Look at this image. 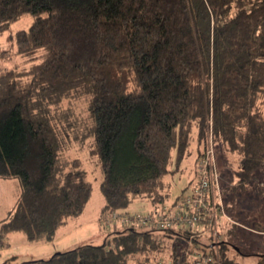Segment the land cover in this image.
Here are the masks:
<instances>
[{"label": "trees", "instance_id": "obj_1", "mask_svg": "<svg viewBox=\"0 0 264 264\" xmlns=\"http://www.w3.org/2000/svg\"><path fill=\"white\" fill-rule=\"evenodd\" d=\"M27 14L31 23L11 40L30 65L0 71V178L20 185L0 220V248L14 232L48 242L86 206L91 185L80 160L60 168L62 119L52 114L85 96L102 174L100 215L130 218L102 222L111 231L101 244L22 264H161L155 256L165 241L169 264H195L196 252L211 253L212 264H239L224 240L198 238L213 232L205 221L204 233H192L135 217L165 214L176 202L166 177L185 172L195 139L199 176L210 130L215 144L239 154L235 188L264 163V0H0V33ZM137 199L147 212L128 209Z\"/></svg>", "mask_w": 264, "mask_h": 264}, {"label": "rangeland", "instance_id": "obj_2", "mask_svg": "<svg viewBox=\"0 0 264 264\" xmlns=\"http://www.w3.org/2000/svg\"><path fill=\"white\" fill-rule=\"evenodd\" d=\"M31 21L32 16L27 14L10 23L8 28L0 33V71L7 68L18 70L29 67L30 62L28 63L25 56L17 53L11 36L16 30L27 29ZM87 98L77 96L60 102L52 109V114L62 119L58 123L60 138H62L61 150L58 154L59 166L63 171H67L73 159L80 160L79 168L85 171V181L91 185V196L86 206L78 216L70 218L67 223L61 225L57 236L48 242L32 243L23 241L20 233L8 234L6 236L8 245L0 248V264H22L26 261L46 260L52 254L68 251L83 244L98 245L104 242L106 235L111 231L102 225L104 215H100L104 203V195L100 191L102 174L99 161L93 153L92 126ZM196 142L195 139L191 152L186 154L181 163L184 170L186 169L185 173L181 176L175 173L172 177L171 175L166 177L170 184L171 200L190 193L191 186L199 179L197 166L194 163L197 158ZM204 143L206 145V139ZM214 145V162L219 177L217 193L225 203V209L231 214L236 226L233 225L234 227L227 230L229 223L222 221L218 226V230L223 229L221 235L212 239V233L206 231L198 238L205 243L224 240L228 244L226 252L234 256L239 264H256L257 257L264 253V163L251 174L252 177L244 184V189H237L235 185L239 178L237 176L239 154L230 152L222 143L217 142ZM128 209L144 213L149 210V205H146L144 199H137ZM164 243L167 246H164L165 248L155 258H158L161 264H169L171 242ZM181 249L178 248V250Z\"/></svg>", "mask_w": 264, "mask_h": 264}, {"label": "built area", "instance_id": "obj_3", "mask_svg": "<svg viewBox=\"0 0 264 264\" xmlns=\"http://www.w3.org/2000/svg\"><path fill=\"white\" fill-rule=\"evenodd\" d=\"M214 147L213 135L210 130L206 138V147L203 151V156L198 162L199 179L197 183L191 186V192L182 194L171 205L163 206L165 214H153L148 217L137 214L135 217L136 223H152L159 229L172 227L173 224H184L186 229L192 233H195L196 230L204 233L201 228L202 224L200 223H202L201 221H205L213 228L212 233L215 237H217L218 224L220 222L223 221L227 224L234 223L235 221L232 220V217L225 210L223 200L219 198L220 195L217 193L219 177L214 162ZM210 199H213L211 205L209 204ZM129 218V215H121L115 211L106 214L102 222L103 224H109L117 220L126 223ZM193 257L195 264H212L215 261V257L209 252L205 254L196 252Z\"/></svg>", "mask_w": 264, "mask_h": 264}, {"label": "crops", "instance_id": "obj_4", "mask_svg": "<svg viewBox=\"0 0 264 264\" xmlns=\"http://www.w3.org/2000/svg\"><path fill=\"white\" fill-rule=\"evenodd\" d=\"M186 172L191 173V171H186ZM19 193H20V185L16 178H11V179L0 178V210H1L0 213L2 218L5 217L6 214L13 209V206L19 197L18 196ZM2 218L0 220H2ZM58 232L59 231H57V233ZM20 236L22 240L25 241L23 235L20 234ZM5 242H7V238H5Z\"/></svg>", "mask_w": 264, "mask_h": 264}]
</instances>
